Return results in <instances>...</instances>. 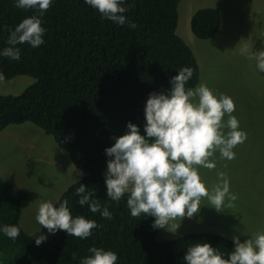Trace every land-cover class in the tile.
Returning <instances> with one entry per match:
<instances>
[{"label": "trees", "instance_id": "trees-1", "mask_svg": "<svg viewBox=\"0 0 264 264\" xmlns=\"http://www.w3.org/2000/svg\"><path fill=\"white\" fill-rule=\"evenodd\" d=\"M179 2L125 0L124 15L135 23L130 28L102 19L84 0H53L41 18L44 43L36 48L17 45L19 60L0 56L2 80L20 76L33 80L18 96H0V132L31 123L51 136L82 174L58 198L69 201L72 215L94 219L98 225L84 239L64 230L46 233L47 239L37 246L35 235L21 223L25 193L15 192L0 177V226L20 228L14 240L0 232V264H79L81 257L89 255L90 246L115 251L116 264H185L183 255L193 242H208L225 253L232 250V241L211 232L158 240L160 227L153 226L154 217H133L126 197L111 201L106 196L109 157L104 149L126 131V122L138 125L144 134L148 94L166 91L170 77L182 66L193 70L186 87L198 85L196 59L175 34ZM34 13V9L17 8L14 0H0V49L7 46L8 30ZM218 26L219 12L212 8L197 10L191 19L196 39H213ZM80 183L108 205L111 219L77 203L75 188Z\"/></svg>", "mask_w": 264, "mask_h": 264}, {"label": "clouds", "instance_id": "clouds-1", "mask_svg": "<svg viewBox=\"0 0 264 264\" xmlns=\"http://www.w3.org/2000/svg\"><path fill=\"white\" fill-rule=\"evenodd\" d=\"M52 3L53 0H14L17 8L34 9L35 13L22 18L8 30L7 46L0 49V56L19 60L17 45L27 43L36 48L44 43L46 29L41 18ZM84 3L95 9L102 19L135 27V23L124 15L128 10L125 0H84ZM220 24L219 14L218 31ZM241 54L254 62L259 72H264V49L251 51L242 48ZM192 73L191 67L182 66L170 77V87L166 91L148 94L144 105L143 135L138 125L126 122V131L104 149L109 157L104 173L107 199L119 201L126 197L130 215L152 216L154 227L166 228L176 218H191L199 211L204 197L217 211L230 207L236 199V195L229 191L224 172H217L220 182L210 190L199 174V167L215 168L212 157L217 151L222 158L233 159L234 147L242 143L247 134L232 115L235 105L230 96L217 95L203 82L186 87ZM2 79L3 73H0ZM73 183H76L75 179ZM75 194L79 205H87L92 213L98 212L101 217L112 218L108 205H102L83 183L75 188ZM35 220L47 230V234L64 230L80 239L89 237L91 230L98 227L94 219L72 215L69 201L59 198L55 203L40 202ZM177 227L178 224L175 229ZM23 229L26 231L25 227ZM39 231L40 227L33 235ZM0 232L14 240L20 228L6 224L0 226ZM47 234L35 235V244L39 246L44 242ZM231 239L233 248L227 253L208 242L190 243L182 259L185 264H264V231H258L243 241L237 235ZM87 251L89 255L81 257L79 264H116L117 253L113 250L90 246Z\"/></svg>", "mask_w": 264, "mask_h": 264}, {"label": "rangeland", "instance_id": "rangeland-1", "mask_svg": "<svg viewBox=\"0 0 264 264\" xmlns=\"http://www.w3.org/2000/svg\"><path fill=\"white\" fill-rule=\"evenodd\" d=\"M203 8L217 10L221 18L220 29L210 40L196 39L190 31L192 15ZM177 14L175 34L196 59L198 84L206 83L217 95L233 99L232 115L247 137L234 147L233 159L222 158L217 151L212 157L215 168L199 167L210 190L220 182L217 172L225 173L229 191L236 195L231 206L217 211L204 197L196 214L170 221L166 228H159L156 239L211 232L230 241L237 235L243 241L264 231V72L241 54L242 48L264 49V0H180ZM32 82L27 76L0 80V96H18ZM81 175L68 153L33 124L11 125L0 132V177L15 192L25 193L21 223L30 233L39 227L34 235L47 233L35 222L36 206L44 200L54 202Z\"/></svg>", "mask_w": 264, "mask_h": 264}]
</instances>
